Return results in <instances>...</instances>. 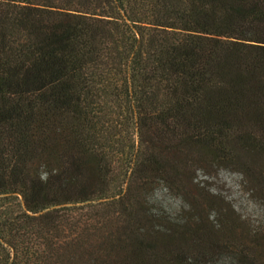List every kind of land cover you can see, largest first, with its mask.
I'll use <instances>...</instances> for the list:
<instances>
[{
	"label": "trees",
	"instance_id": "trees-1",
	"mask_svg": "<svg viewBox=\"0 0 264 264\" xmlns=\"http://www.w3.org/2000/svg\"><path fill=\"white\" fill-rule=\"evenodd\" d=\"M0 264H264V0H0Z\"/></svg>",
	"mask_w": 264,
	"mask_h": 264
}]
</instances>
